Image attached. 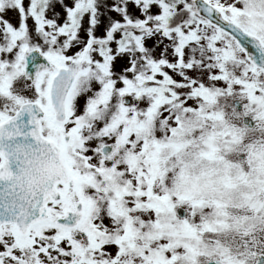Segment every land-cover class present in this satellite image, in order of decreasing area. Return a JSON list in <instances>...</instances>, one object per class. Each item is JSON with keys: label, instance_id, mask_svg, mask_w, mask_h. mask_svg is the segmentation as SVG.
Here are the masks:
<instances>
[{"label": "snow or ice", "instance_id": "1", "mask_svg": "<svg viewBox=\"0 0 264 264\" xmlns=\"http://www.w3.org/2000/svg\"><path fill=\"white\" fill-rule=\"evenodd\" d=\"M0 264H264V0H0Z\"/></svg>", "mask_w": 264, "mask_h": 264}]
</instances>
